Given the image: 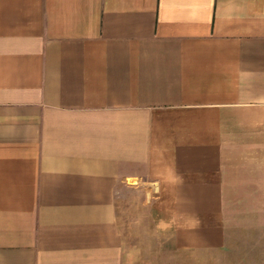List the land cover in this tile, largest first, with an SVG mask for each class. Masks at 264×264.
<instances>
[{
    "label": "crops",
    "instance_id": "crops-1",
    "mask_svg": "<svg viewBox=\"0 0 264 264\" xmlns=\"http://www.w3.org/2000/svg\"><path fill=\"white\" fill-rule=\"evenodd\" d=\"M258 222L264 0H0V264H264L234 241Z\"/></svg>",
    "mask_w": 264,
    "mask_h": 264
},
{
    "label": "rangeland",
    "instance_id": "rangeland-1",
    "mask_svg": "<svg viewBox=\"0 0 264 264\" xmlns=\"http://www.w3.org/2000/svg\"><path fill=\"white\" fill-rule=\"evenodd\" d=\"M143 191L128 190L123 192V199L128 201V204L132 202H138L143 198ZM147 212L138 206H127L124 208L123 219H124V230L131 236L129 242L131 245L137 246L138 249H144L147 253L153 256L157 254L159 245L155 239L151 237L150 231L153 230V223L148 220L146 216ZM244 228V229H243ZM243 228H236L235 230L245 231V238L234 240L240 245L246 246V251L255 252L258 249V253L248 255L252 261L257 263L262 262V252H264V239L262 238V222L258 223H246ZM263 247V249H262ZM263 250V251H262ZM240 250L233 247L224 248L222 253H213L209 250L204 252L192 254H180L179 252L173 251L170 254L169 260L165 264H234L237 260L241 259L239 254ZM156 259L157 256L155 255Z\"/></svg>",
    "mask_w": 264,
    "mask_h": 264
}]
</instances>
